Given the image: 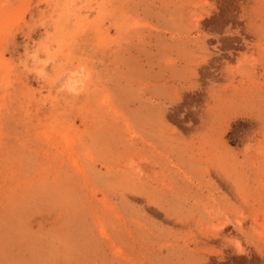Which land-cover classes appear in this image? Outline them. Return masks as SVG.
Returning a JSON list of instances; mask_svg holds the SVG:
<instances>
[{
    "label": "rangeland",
    "instance_id": "rangeland-1",
    "mask_svg": "<svg viewBox=\"0 0 264 264\" xmlns=\"http://www.w3.org/2000/svg\"><path fill=\"white\" fill-rule=\"evenodd\" d=\"M0 264H264V0H0Z\"/></svg>",
    "mask_w": 264,
    "mask_h": 264
},
{
    "label": "clouds",
    "instance_id": "clouds-1",
    "mask_svg": "<svg viewBox=\"0 0 264 264\" xmlns=\"http://www.w3.org/2000/svg\"><path fill=\"white\" fill-rule=\"evenodd\" d=\"M58 53V48L34 40L31 45L26 43L23 46V51L19 54V65L37 82L49 83L58 95L78 98L90 91L96 81V72L87 61L64 68L58 76L52 77L49 68L55 63Z\"/></svg>",
    "mask_w": 264,
    "mask_h": 264
}]
</instances>
